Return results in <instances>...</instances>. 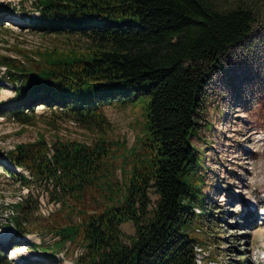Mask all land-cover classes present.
Masks as SVG:
<instances>
[{
    "label": "trees",
    "instance_id": "1",
    "mask_svg": "<svg viewBox=\"0 0 264 264\" xmlns=\"http://www.w3.org/2000/svg\"><path fill=\"white\" fill-rule=\"evenodd\" d=\"M31 10L37 15L28 12V25L64 42L0 54L3 80L14 89L0 117L33 125L34 109L43 105L93 136L89 143L59 136L47 142L39 134L5 153L28 173L11 171L22 186H43L66 209L65 221L46 225L56 240L27 244L44 246L45 261L19 264H46L66 243V250H79L75 264H200L197 246L220 239L215 225L222 217L213 216L202 188V156L192 137L212 74L225 70L223 58L263 16L264 0H32ZM141 98L143 129L123 159L122 177L111 181L106 159L119 143L107 138L105 108ZM99 187L101 199L90 205L86 194ZM11 206L17 212L7 225L32 232L38 207L31 192ZM128 221L131 235L120 229ZM16 244L0 242V264H16L8 256Z\"/></svg>",
    "mask_w": 264,
    "mask_h": 264
},
{
    "label": "rangeland",
    "instance_id": "2",
    "mask_svg": "<svg viewBox=\"0 0 264 264\" xmlns=\"http://www.w3.org/2000/svg\"><path fill=\"white\" fill-rule=\"evenodd\" d=\"M31 1L0 0V54L16 57L19 56L14 51L17 48L32 49L64 42L62 37L42 35L28 25V12L32 16L37 15L35 10H31ZM223 68L224 71L212 74L198 117L199 132L192 137L193 145L202 156V188L209 202H214L213 216L222 217L215 225L220 239L214 245L208 241L198 245L197 262L232 264V260L241 258L243 264H264V14L258 17L242 44L223 58ZM2 73L3 68L0 67V108H7L14 99V89L6 84ZM138 101L140 103L135 105L105 108V115L111 123L107 138L119 143L106 159L111 181L122 177L123 159L129 158V148L135 145L136 137L143 129V99ZM34 110L36 122L33 125L22 126L9 115L0 117V241L4 245L17 242L8 251L9 258L16 264L24 258L45 261L44 246L39 251L27 244H51L56 240L46 225L51 221H65L66 209L60 211L59 203L50 200L43 186L31 189L22 186L11 171L28 173L11 163L5 153L17 143L35 140L39 134L47 142L59 136L64 140L89 143L93 136L59 112V115H54L43 105H37ZM106 188L107 185L103 190ZM98 189V193L93 190L86 194L85 200L90 205L101 199L103 190L101 187ZM28 191L37 201L36 227L22 235L7 225V216L16 214L17 209L11 204L20 196H26ZM151 199H155L153 194ZM89 204L85 206L90 208ZM208 225L206 222L204 227ZM120 229L125 234L134 233L131 221L122 223ZM197 233L203 237L202 230H197ZM68 244L56 251L54 260L45 263L59 264L61 261L62 264H75L74 257L79 250H66Z\"/></svg>",
    "mask_w": 264,
    "mask_h": 264
},
{
    "label": "bare ground",
    "instance_id": "3",
    "mask_svg": "<svg viewBox=\"0 0 264 264\" xmlns=\"http://www.w3.org/2000/svg\"><path fill=\"white\" fill-rule=\"evenodd\" d=\"M263 222H264V218H263Z\"/></svg>",
    "mask_w": 264,
    "mask_h": 264
},
{
    "label": "built area",
    "instance_id": "4",
    "mask_svg": "<svg viewBox=\"0 0 264 264\" xmlns=\"http://www.w3.org/2000/svg\"><path fill=\"white\" fill-rule=\"evenodd\" d=\"M197 261H198V257H197Z\"/></svg>",
    "mask_w": 264,
    "mask_h": 264
}]
</instances>
